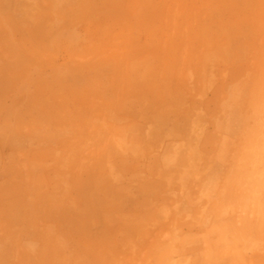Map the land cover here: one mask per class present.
<instances>
[{"label": "crops", "instance_id": "0c3cea01", "mask_svg": "<svg viewBox=\"0 0 264 264\" xmlns=\"http://www.w3.org/2000/svg\"><path fill=\"white\" fill-rule=\"evenodd\" d=\"M225 4L0 0V264H125L109 230L146 221L147 202L129 199L145 180L121 179L145 173L173 126L193 141L210 95L219 107Z\"/></svg>", "mask_w": 264, "mask_h": 264}, {"label": "rangeland", "instance_id": "374dc122", "mask_svg": "<svg viewBox=\"0 0 264 264\" xmlns=\"http://www.w3.org/2000/svg\"><path fill=\"white\" fill-rule=\"evenodd\" d=\"M225 6L220 105L213 108L210 95L194 111L200 123L193 141L186 145L181 140L186 126H173V138L156 148L160 155L143 164L145 173L121 179L146 181L129 199L130 206L146 199L147 220L129 221L122 228L118 223L109 230V244L124 250L113 256L115 263L118 256L125 264H264V0H226ZM251 69L258 72L252 91L235 94L234 83L245 81ZM177 98V118L186 121L187 96L178 93ZM168 112L163 110V122L169 121ZM161 128L166 132L171 127ZM176 148L179 155L169 156ZM255 150L260 155L253 157V165L238 158ZM249 186L253 189L245 190ZM154 201L162 215L156 222L148 219Z\"/></svg>", "mask_w": 264, "mask_h": 264}, {"label": "bare ground", "instance_id": "6f19581e", "mask_svg": "<svg viewBox=\"0 0 264 264\" xmlns=\"http://www.w3.org/2000/svg\"><path fill=\"white\" fill-rule=\"evenodd\" d=\"M255 120V119H254ZM254 125H256V123L254 124ZM255 129H257V128H255ZM259 131V130H258ZM256 131H254V133H255ZM258 137V136H257ZM257 137H256V139L255 140H257ZM253 140V139H252ZM255 140H254V142H255ZM247 141V140H246ZM252 143H253V141H251ZM257 142H260L259 140H257ZM246 143V142H245ZM256 143V142H255ZM254 143V144H255ZM254 144H252V145H254ZM246 145L248 146V143H246ZM256 146H257V143H256ZM243 148H244V146H243ZM246 148V147H245ZM251 149V148H250ZM246 149H244V151H245ZM247 150H249V149H247ZM253 151V150H252ZM256 151L257 150H255L254 152H251V153H247V154H242V155H239V158H241L240 160L242 161L243 160V158H244V162L245 161H247L246 163L247 164H252L253 165V161H251L252 159H253V157H255V158H259L258 156L260 155V154H256ZM257 153H258V151H257ZM245 158H247V159H245ZM250 159V160H249ZM239 160V159H238ZM249 161H251L250 163H248ZM255 162V161H254ZM256 163V162H255ZM241 164H242V162H241ZM257 172V171H256ZM259 178V177H258ZM258 178H257V180H258ZM261 180V179H260ZM259 181V180H258ZM262 183V182H261ZM258 184V183H257ZM255 185V184H254ZM254 187H256V186H254ZM247 188V187H246ZM250 188V189H249ZM251 188H252V186H249L247 189H245V190H247V191H251ZM258 188V187H257ZM253 189V188H252ZM246 193H248V192H246ZM245 193V194H246ZM244 195V194H243ZM255 195V194H254ZM246 195H244V197H245ZM257 196V195H256ZM255 196V197H256ZM247 197V196H246ZM252 197V199L254 198L253 196H251ZM248 198V197H247ZM259 200V199H258ZM257 201V200H256ZM248 202V201H247ZM214 205H217V204H213V206ZM257 205V204H256ZM255 206V205H254ZM218 207V206H217ZM254 208V207H253ZM219 208H217V210H218ZM252 210V209H251ZM255 210V209H254ZM253 211V210H252ZM239 229V228H238ZM241 229V228H240ZM231 233V232H230ZM230 237H231V235H230ZM232 238V237H231ZM236 238V237H235ZM232 239H234V238H232ZM235 240V239H234ZM236 241V240H235ZM234 241V242H235ZM236 242H239V241H236ZM235 242V243H236Z\"/></svg>", "mask_w": 264, "mask_h": 264}]
</instances>
